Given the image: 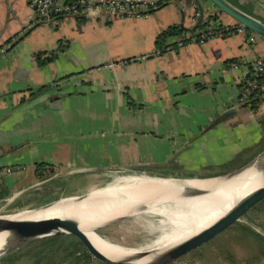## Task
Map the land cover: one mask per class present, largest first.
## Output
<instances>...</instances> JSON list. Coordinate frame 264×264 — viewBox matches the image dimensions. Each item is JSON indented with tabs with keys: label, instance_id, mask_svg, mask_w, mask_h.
Listing matches in <instances>:
<instances>
[{
	"label": "crops",
	"instance_id": "obj_1",
	"mask_svg": "<svg viewBox=\"0 0 264 264\" xmlns=\"http://www.w3.org/2000/svg\"><path fill=\"white\" fill-rule=\"evenodd\" d=\"M227 1L264 22V0ZM196 10L209 28L236 21L211 0H168L143 18L51 21L35 19L29 0H0V213L75 195L66 180H86L82 192L123 174L213 180L264 149V98L256 109L236 102L244 70L264 60V38L199 42L189 31L177 50L132 60L152 54L182 11L194 26Z\"/></svg>",
	"mask_w": 264,
	"mask_h": 264
},
{
	"label": "bare ground",
	"instance_id": "obj_2",
	"mask_svg": "<svg viewBox=\"0 0 264 264\" xmlns=\"http://www.w3.org/2000/svg\"><path fill=\"white\" fill-rule=\"evenodd\" d=\"M258 186L264 188V180L259 176L256 179H243L239 176L180 182L174 179L133 175L119 178L107 187L93 190L82 201L69 203L72 199H63L47 209L34 212L23 211L9 217L12 219L61 217L75 223L107 256L113 259H125L138 251L154 248H162L158 250L162 251L165 248L179 245L201 231L215 227L243 201H246L247 195ZM198 188L204 191L195 192ZM133 212L136 214L134 216L160 214L171 223L173 230L170 229L171 232L162 235L153 245L139 248L122 247L97 232V229L117 223ZM1 236L0 234V246L5 245L1 244L3 243ZM29 238H20L16 243L21 246L25 245L27 244L25 241ZM102 240L118 252L105 246ZM8 248L9 246H6L4 249ZM166 260L159 254H153L136 260L135 263L158 264Z\"/></svg>",
	"mask_w": 264,
	"mask_h": 264
},
{
	"label": "rangeland",
	"instance_id": "obj_3",
	"mask_svg": "<svg viewBox=\"0 0 264 264\" xmlns=\"http://www.w3.org/2000/svg\"><path fill=\"white\" fill-rule=\"evenodd\" d=\"M247 118L244 125L248 127L252 120ZM263 128L264 124L261 123V129ZM135 174H123L119 178ZM86 182V180H66L67 185L63 192L84 193L82 190L86 187ZM170 229L173 230L171 223L162 215L142 214L120 220L102 228L99 233L125 248H139L153 245L162 235L171 232ZM49 237L51 236L38 238L29 244L11 250L1 257L0 264H76L75 258L67 257L68 251L65 250L67 242L62 238H59L58 244L55 242V251L43 252L39 257L35 255V252H30L34 256L28 254V250L34 247L40 249L49 247L47 245L54 240L47 239ZM108 248L118 252L110 246ZM84 264L105 263L91 257V260ZM168 264H264V199L255 205L234 228Z\"/></svg>",
	"mask_w": 264,
	"mask_h": 264
},
{
	"label": "water",
	"instance_id": "obj_4",
	"mask_svg": "<svg viewBox=\"0 0 264 264\" xmlns=\"http://www.w3.org/2000/svg\"><path fill=\"white\" fill-rule=\"evenodd\" d=\"M197 1L198 0H194V1L186 0V3L188 6H192V4ZM211 1L214 5L217 6V8L220 11L228 14L230 17L244 24L246 27H248L253 32H255L257 35L264 38V22L239 10L238 8L233 6L231 3H229L227 0H211ZM194 27H196V24L192 27H186L185 12L182 11L180 28L184 30L193 31ZM233 112H234L233 110L226 112L224 115L220 116L217 119V121H221L222 118L229 116ZM135 175L146 176L150 178L167 179V178H161V177L152 176L148 174H135ZM239 176H241V178L243 179L245 178L256 179V177L259 176L260 179L264 180V149L242 168L238 169L237 171L233 173H230V174H227L221 177L237 178ZM217 178H220V177H216L215 179ZM167 180H171V179H167ZM110 184H107L105 186H101L95 189L107 187ZM95 189H92L90 191H87L81 194L61 196L58 199H55L41 206L21 209L15 212L0 213V234L2 235L1 241L3 242L1 244H5V245L0 246V250H1L0 258L6 253L10 252L11 250H14L20 247L21 244L16 243L18 242L20 238L30 237L28 240L25 241L26 243H29V242H33L34 240L38 238H42V237L53 236L57 234H66V235L73 237L78 242L79 246L82 247L91 257L105 264H136L135 263L136 260L145 258L153 254H159L160 257H165L167 259L163 263H158V264H168L174 260H177L187 255L190 252H193L194 250L201 248L202 246L209 243L211 240L215 239L219 235L234 228L238 224V222H240L243 219V217L255 205H257L260 201L264 199V188L261 186H258L254 188L249 195H247L248 197L246 198L247 199L246 201H243V203L239 207H237L234 211H232L226 217V219L218 223L215 227H212L205 231H201L197 235L191 237L190 239H188L187 241H184L183 243L179 245L165 248L162 251H158L162 248H154V249L146 250V251H138V253L128 258H125V259H113L107 256L104 252H102L99 248H97L92 243V241L85 235V233H83V231L75 223L69 220L63 219L61 217L45 216L41 218H27V219H12L9 217V216L16 215L23 211L34 212V211H39L42 209H47L63 199L64 200L72 199L69 201V203L79 202L87 198L88 195ZM200 191H204V189L202 190L198 188L196 189L195 192H200ZM140 213H143V212H140ZM134 215H136L135 212L131 213L129 216H125L123 219L134 216ZM101 229L102 228L97 229V232L99 233V230ZM100 235L106 238L102 234ZM11 245L13 246L11 247ZM6 246H9L7 250L4 249Z\"/></svg>",
	"mask_w": 264,
	"mask_h": 264
},
{
	"label": "built area",
	"instance_id": "obj_5",
	"mask_svg": "<svg viewBox=\"0 0 264 264\" xmlns=\"http://www.w3.org/2000/svg\"><path fill=\"white\" fill-rule=\"evenodd\" d=\"M194 1V0H193ZM168 0H29V5L33 11L35 19H44L51 21L59 15H75L77 17L92 18L95 11L105 13L110 17L117 18H143L150 16L154 11L167 4ZM195 31L191 33V37L196 40L194 35H199V42H204L213 37H226L239 33H245L249 36L251 42L256 41L257 34L244 24L235 21L231 24H224L217 30L210 27V33H205V27L209 28V17H204L201 11L196 10L195 15ZM210 22V21H209ZM185 45V42L178 41L176 47L168 46L164 51L155 49L152 54H146L132 58V60L146 59L150 55H161L165 52L177 50ZM124 64L125 61H120ZM118 63L110 62L108 67L114 68ZM232 67L241 68L243 63L233 61ZM247 67V66H246ZM264 98V60L258 58L254 60L244 70V81L240 89L237 104H249L255 97ZM14 168H8V172H12Z\"/></svg>",
	"mask_w": 264,
	"mask_h": 264
},
{
	"label": "trees",
	"instance_id": "obj_6",
	"mask_svg": "<svg viewBox=\"0 0 264 264\" xmlns=\"http://www.w3.org/2000/svg\"><path fill=\"white\" fill-rule=\"evenodd\" d=\"M61 16L62 15H59L57 17H61ZM212 18H214V17L212 16ZM212 18H211V20H212ZM213 21L215 22V26L212 28L215 29V27H216L217 30L220 29L222 26V23L217 21L216 18H214ZM208 24H209V22H208ZM211 30H213V29L205 27V33H210ZM194 31H195V27H194L193 31H191V32L193 33ZM187 32H189V30L181 29L179 25L170 26L169 28H167L161 34L158 35L157 40H156V44H157L156 49L164 51L168 46L176 47V45L178 44V41H183V42L190 41L191 38H187L185 35V33H187ZM175 36L180 37V39L177 41H173V40L169 41L170 39H172ZM194 37H196V40L199 41V35L198 34L194 35ZM262 101H263V98L257 96L255 98H253L249 104H246V105H250L252 109H256ZM59 238H62L67 242V245L65 247V250L68 251L67 257L75 258L76 264H84V263L89 262L91 260V256L82 247L79 246L78 242L73 237L66 235V234H57V235H53V236L47 238L50 240L54 239L51 244L47 245L49 247L42 248V249L34 247V248L28 250V254L32 255L33 253H30V252H35V255L37 257H39L42 255L43 252L52 251V250L55 251L56 243L58 244ZM56 239H57V241H56ZM262 239L263 238L261 237V240ZM103 243L105 244V246H107V247L109 246L106 242L103 241ZM57 248H59V247H57ZM32 256H34V254ZM52 264H54V263H52Z\"/></svg>",
	"mask_w": 264,
	"mask_h": 264
},
{
	"label": "flooded vegetation",
	"instance_id": "obj_7",
	"mask_svg": "<svg viewBox=\"0 0 264 264\" xmlns=\"http://www.w3.org/2000/svg\"><path fill=\"white\" fill-rule=\"evenodd\" d=\"M138 174H140V173H138ZM29 243H31V242H29ZM29 243H27V244H29ZM25 245H26V244H25ZM1 259H2V258H0V262H2Z\"/></svg>",
	"mask_w": 264,
	"mask_h": 264
}]
</instances>
